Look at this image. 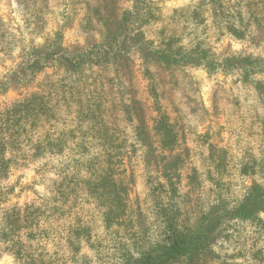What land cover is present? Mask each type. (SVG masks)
<instances>
[{"label":"trees","instance_id":"1","mask_svg":"<svg viewBox=\"0 0 264 264\" xmlns=\"http://www.w3.org/2000/svg\"><path fill=\"white\" fill-rule=\"evenodd\" d=\"M167 1L73 0L45 37L55 0H16L24 47L0 16V51L19 52L0 97L45 75L0 109V185L56 161L46 195L3 219L0 240H15L24 264H264V57L207 41L213 28L264 47V0H190L172 11L178 29L165 23ZM74 21L84 42L66 47ZM189 70L236 74L253 92L241 104L253 146L240 156L198 132L208 111Z\"/></svg>","mask_w":264,"mask_h":264},{"label":"rangeland","instance_id":"2","mask_svg":"<svg viewBox=\"0 0 264 264\" xmlns=\"http://www.w3.org/2000/svg\"><path fill=\"white\" fill-rule=\"evenodd\" d=\"M190 0H168L164 5L163 14L166 25L176 23L171 19L174 15L172 12L175 8L183 7ZM73 0H55L54 13L49 17V26L45 37H50L57 31L60 22L62 23L64 13H72L77 6L73 4ZM0 16L4 19L10 30L21 41H24L21 47L29 44V38H25L23 31V23L17 9L16 0H3L0 6ZM174 27V26H171ZM214 29L207 31V41L209 47L218 54L244 53L254 56L264 57V47H256L248 41H239L230 37H222L217 39L213 37ZM44 38L38 42H43ZM84 38L79 36L76 31V22L65 29L64 45L70 47L76 44H82ZM19 52L16 51L11 55H6L0 51V69H12L13 65L18 63ZM9 72V71H8ZM48 74H52V70H47ZM7 72L0 71V75ZM187 76L196 84L198 99L202 102L204 108L208 111L205 121L198 126V132L204 133L208 129L214 135L216 141H225L230 150L235 155H241L246 148L253 146L252 138H249L244 128L243 109L241 104L246 95L253 98V92L248 90L246 85L242 86L236 74H220L216 78L209 77L203 71H187ZM45 75H39L33 83L27 87H20L10 90L6 95L0 97V109H3L14 100L21 96L36 90L39 84L44 81ZM264 79V75H263ZM139 81L142 89L145 88V82L139 75ZM223 94L225 96H237L240 105L229 104L225 107L222 102ZM224 96V97H225ZM216 101L218 103L216 104ZM222 101V102H221ZM217 106L218 110L214 107ZM242 136V137H241ZM245 137V138H243ZM243 141L240 143V141ZM256 146V144H254ZM56 161L43 160L36 164H30L28 167L13 169L9 178L0 185V230L2 229L3 219L7 210L16 206H24L28 203L37 202L42 199L48 192L51 180L56 178ZM129 169L133 170V176L136 181L132 197L135 199L142 191L143 169L139 159H134L133 163L128 164ZM87 252V248L83 249Z\"/></svg>","mask_w":264,"mask_h":264},{"label":"clouds","instance_id":"3","mask_svg":"<svg viewBox=\"0 0 264 264\" xmlns=\"http://www.w3.org/2000/svg\"><path fill=\"white\" fill-rule=\"evenodd\" d=\"M160 7H164L163 4ZM18 51V50H17ZM15 65H13L14 67ZM0 71L8 72L9 69L3 68ZM196 218L193 217V224H195ZM19 245L15 240L3 241L0 240V264H24V261L18 256Z\"/></svg>","mask_w":264,"mask_h":264}]
</instances>
